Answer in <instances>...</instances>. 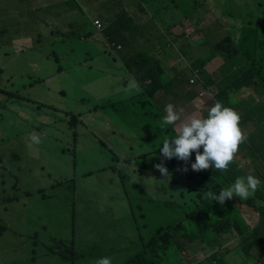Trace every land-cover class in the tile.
I'll return each mask as SVG.
<instances>
[{
  "label": "rangeland",
  "instance_id": "374dc122",
  "mask_svg": "<svg viewBox=\"0 0 264 264\" xmlns=\"http://www.w3.org/2000/svg\"><path fill=\"white\" fill-rule=\"evenodd\" d=\"M235 1L218 0L221 6L222 3L227 5L228 13L251 11L248 6L246 9L241 6L232 7ZM185 2L193 5V13L206 11V0ZM168 3L167 0L163 1V4ZM91 14L83 10L82 15H76L75 25L81 27L82 40L81 42L76 40L74 55H63L66 49L73 46L72 41L50 44L46 38L43 39L40 48L35 47L36 40H33L32 43L25 41L27 46L23 48L22 53L16 51L14 66L21 76L12 82L21 95L42 91L45 84L40 81L57 71L58 64L54 61L52 52L55 55L59 54V64L65 72L58 78L50 80L52 90L59 88L61 93L41 103L5 101L0 110V118L11 121L4 126L7 136L0 142L2 164L13 168L19 177L18 189H14L15 176L0 163V232L3 231L2 227H7L9 231L0 235V264H95V261L104 257H110L112 264H125L142 251L143 242L159 228L184 222L189 232H192L193 222L188 218L189 215L194 211L202 212L204 205L209 203L208 197L201 192L200 185L210 177L215 168L195 172L191 169V164L195 162L193 155L187 163L172 158L173 164L162 156L159 150L163 140L175 138L176 135L172 131L175 126L161 127L166 113L161 115L154 101L144 97L119 104L116 102L118 99L114 98L116 101L108 103L113 98L102 91L103 81L100 77L109 73L113 77L110 88L114 90L113 82H117L123 91L128 82L122 79L129 78L124 64L132 59V55L126 53V50L117 49H111L109 55H99L100 48L94 39L96 37L106 39L110 22L105 24L104 31H99L94 26V19L98 18L107 23L109 15L104 14L99 7H95ZM37 18L38 15L33 13L35 22L31 29L12 27L9 21H5L3 25L4 28L8 26L10 29H21L23 38L29 34L37 38L40 30L46 28L39 26ZM205 21L206 18L196 20L198 24L195 30L209 42L215 41L211 39L209 33L213 31L208 27L214 31L220 30L223 17L218 18L217 24L212 23L216 21L213 16ZM90 36L93 37L89 39ZM111 37L115 42L110 41V44L122 43L112 32ZM221 41L222 38L219 37L218 43ZM260 42L264 44V41ZM0 46L5 48L2 44ZM191 51V58L185 63L177 62L175 68L168 69L166 64L158 62L161 89L173 90L177 83L181 91L179 99L174 96L173 100L165 101L163 104L166 107L169 103L175 105L185 100L186 104L192 103L196 107L194 102H202L204 109L199 110L204 115L210 108L206 106H210L214 99L210 91H207L205 98L200 99L202 89L190 85L189 79L193 74L191 65L196 62L197 66L195 64L194 68L202 71L205 67H215L216 62L215 69L209 68L212 76L208 74V77L216 80L217 90L222 92V71L219 72L221 63L217 61L220 56L214 49H209L207 43L200 45L193 43ZM48 53L51 55L46 56ZM31 60L40 62L32 64ZM216 72L218 74H215ZM230 84L235 86L236 81L233 80ZM133 91L123 92L132 94ZM139 94L140 92H137V95ZM185 95L189 97L185 99ZM260 97L264 105V96ZM226 99L229 106L241 110L238 113L241 120H244L241 129L249 132L246 134L245 143L248 148L255 147L251 144L250 138L252 134L256 135L258 128L253 122L264 119V110L257 104V101L261 100L246 90L238 94L236 92L227 94ZM49 106L64 110L77 118L81 117L84 126L77 128L76 143L73 142V132L69 131L63 115L54 112ZM24 111L30 115L32 121L38 120L43 124L37 133L40 135L41 143L34 145V150H26L21 146L22 136L19 135L24 124L18 122L17 113ZM193 112L194 110L187 113ZM107 115L123 118L128 127L125 147L131 146L134 149L126 150L122 147L115 149L117 155L122 159L127 158L131 166L124 165L123 161L116 162L115 154L101 144L100 122L101 118L106 119ZM146 128L149 129V133ZM167 132H170L169 136L166 135ZM150 137L155 138L156 142L149 144L147 141ZM41 146L50 147L41 154ZM256 148L257 152L253 153V149L249 154L256 158H251L250 165L252 168L258 165L264 169V147ZM145 154L150 155L142 160L141 156ZM244 159L245 157L241 155L239 160ZM162 161L165 166H172L171 169L174 171L184 172L187 178L170 174L167 182H161L168 178L163 177L158 170L140 171V162L157 165ZM245 165L248 167V163ZM185 167L188 169L187 172L184 171ZM116 169L120 174L116 173ZM260 174L262 179L258 189L264 190V171ZM259 195H262V191ZM253 196L254 194L250 197ZM10 198L12 201L4 202V199ZM235 206L238 209L235 216L239 215V218L245 220L252 229L259 221L258 215L251 212L253 209L249 206L238 204ZM249 228L246 227V231L251 235L252 231ZM252 240V237L242 240V237L234 232L222 238L225 246L231 243L248 244ZM206 242L198 239L188 248L182 249L183 263L191 261L212 264L211 256L215 251L220 253L221 261V237L215 243ZM71 249L72 252H69ZM49 250H56L58 254L53 255ZM32 258L37 261L33 262ZM180 259L179 254H173L169 264H177ZM261 263L264 264V256L255 249L250 251L239 248L236 264Z\"/></svg>",
  "mask_w": 264,
  "mask_h": 264
},
{
  "label": "clouds",
  "instance_id": "9594fccd",
  "mask_svg": "<svg viewBox=\"0 0 264 264\" xmlns=\"http://www.w3.org/2000/svg\"><path fill=\"white\" fill-rule=\"evenodd\" d=\"M140 2V4L145 6V10L149 12V14L162 26L163 29H166L169 25V18L174 15L173 23H174V29H184V31H187V24L191 22V25L194 28V31H191V33H184L183 37L188 40V49L186 52L182 53L179 57L182 58V63L187 62L191 56V46L193 43L196 45L207 43V46L209 49H214V47L218 44V38H222V32L218 31L217 35L213 37L212 42H209L206 37L203 35H200L196 32L195 27L198 23H196V20H203L206 18V21L210 19L211 16H213L216 21L212 22L214 24H217L218 18L223 17L225 14H231L234 11H230L228 13L227 11V5L222 3V13L217 14L213 13V5H220L221 3L218 2V0H206V11H198L196 13H193L192 7L193 5L187 4L185 0H167L168 4H163L164 0H137ZM248 0H236L233 2L232 7L234 6H241L242 3L246 2ZM257 1V0H256ZM246 5V4H244ZM221 6V5H220ZM235 8V7H234ZM114 16V14H113ZM132 21L134 24L137 23V17L133 16L126 12V15H124L123 19L120 22V18L116 17L114 18V21L120 25L124 21ZM113 21V22H114ZM96 22L100 23V27L96 24ZM111 23V22H110ZM201 24V23H199ZM210 24V23H209ZM94 26L99 31L105 30V25L100 19L94 20ZM121 26V25H120ZM209 29L211 27H208ZM158 29H161L158 27ZM161 29V30H163ZM121 31V27L119 29ZM181 33V30H180ZM93 36H90L92 38ZM96 39V38H95ZM94 39V40H95ZM107 40H109L108 36L106 37ZM82 40V38H81ZM222 41L219 43L221 44ZM100 48V47H99ZM111 49H117L118 51L126 50V53L132 55V59H129L124 65L125 70H127L129 74V78L125 79L123 78L122 81L128 82L127 87L123 89V91L131 92L132 90L136 89L138 90V87L140 89L139 95H134L131 93H124L119 83L113 82L115 89L112 90L110 88L111 82H112V76L109 73H106L105 75H101V77H107L110 81L108 85V92H104L106 95L110 96L113 99L109 100V104L114 100V98H117L119 104H124L128 100H137L144 97H149L151 101H154L156 103L155 107L159 111V113H166V115L163 117V125H174L175 127L172 129L173 133L176 135L173 139H164L162 147L160 148V153L166 160H170V163L173 164L174 161L171 160L172 158H177L180 161H184L187 163L192 153L195 152L196 156L195 162L191 164V169L195 172H200L203 170H207L209 168L214 167L215 172L218 170L226 171L228 169V166L230 164H236V169H234L235 166H233V171L235 170L237 173L234 175V178L236 179L234 184H232L230 187L221 189L219 194L216 195L215 193L209 191L204 193V195L214 201H218L221 205H223L227 200L233 199L234 205H242V206H249L253 210L251 212L255 213V215L259 217V221L256 225H254V228L250 229L247 225L245 220H241L238 216L234 217L237 218V220L242 221L244 225L249 228L251 231L255 229L257 226L260 225L261 220L264 219V190L258 189V186L261 183V172L264 171L263 168L256 167L252 168L250 163L252 162L251 158H254L253 156L249 155L250 153H247L246 156H244V153L242 152V147L246 145L245 140L246 137V131L241 129V123H243L244 120H241V117L238 113H240V109L236 110L235 107L229 106L227 101V94H232L236 92V94L240 93L243 90L237 89V85H231L230 83L233 81L227 76H225L222 72V103L219 102V95L220 92L217 90V82L214 78L208 77L209 70L205 67L202 69V71H199L197 68H194L195 64L197 66V63H192L191 67L193 68V74L189 79L190 85L192 87H198L202 89V92L200 93V99L205 98L207 91L211 92V95L214 99L209 109H207V114L202 115L199 109H204L203 105H201L202 102H194L196 103V107L190 103L186 104L185 100L182 103H177L173 105V103H169L164 106L163 102L173 100L174 98L168 97L167 90L161 89L162 97L157 98L156 94L152 93V88L154 86H160L159 81H155L153 78L148 77V72L146 71L147 68L151 64V59L149 56V53L145 50L143 51L139 50V48H136L135 50H130L127 46H125L123 43L122 45H117L114 43L107 42L105 45L103 44L102 49L100 48L98 50L99 55H109L111 52ZM175 52L177 54H180V52L176 49ZM139 56V59L135 60ZM220 56L219 59H222V69L224 68L226 61L222 58V55L218 54ZM56 63L58 64V67H61L62 70L64 68L59 64L60 59L57 60ZM143 62H142V61ZM200 61L202 59L200 58ZM136 62L138 64H136ZM224 62V63H223ZM158 61L154 62V65L157 66ZM147 66L143 72H145L146 76L142 75V72H138L135 68L144 67ZM61 69L59 68V71ZM61 70V71H62ZM142 71V70H141ZM222 71V70H221ZM65 72V70L63 71ZM215 74H218L217 72ZM211 75V74H210ZM212 76V75H211ZM100 77V78H101ZM48 79L41 80L40 83L44 84L47 82ZM1 82H3V70L0 67V108L3 107V104L5 101L8 102H15L17 100H23L33 103H41L42 101H37L33 98L24 97L20 94V92L16 91H9L5 89ZM178 85V84H177ZM118 86V90H117ZM179 87V86H178ZM61 93V91L59 92ZM180 88H179V94L176 96L177 99L180 98ZM18 96L19 98H16L15 96ZM252 95H257L258 98L261 100V102L257 103H263L259 92L258 93H252ZM189 96L185 95V99ZM161 105L163 107H161ZM177 105H185L189 106L191 105V108H183V107H177ZM54 112L61 113L63 117L65 118V121L67 123V127L69 131L73 132V142L76 143L78 139L77 134V128L78 126H84V123L81 120V117L77 118L69 113H66V111L58 109L56 107L49 106ZM194 110L193 113L189 114L187 112ZM68 115H71L72 117H67ZM110 116L113 120V128L115 132L117 133V136L109 143V147H111V150L114 152L116 147H122L126 150H133L134 148L131 146L125 147V141H126V134L128 133V127L125 125L123 118H119L117 116L113 115H107ZM72 118H76V120H79V125L76 126V128H71L69 123L72 120ZM65 125V124H64ZM42 126V125H41ZM40 126V127H41ZM38 127V129L40 128ZM146 131L149 133V129L146 128ZM40 132V130H39ZM37 132V133H39ZM37 133H32L28 137V146L31 147L32 145H38L41 143L40 135ZM255 137H258L259 134V126L257 128V131L255 133ZM253 135V134H252ZM159 141V139H158ZM157 141V142H158ZM259 139L256 138L255 142L258 143ZM150 143L156 142V139L153 137H150L147 141ZM103 143H106L105 140H101V144L103 146ZM201 148H203V152L201 153ZM27 150V149H26ZM114 154V153H113ZM116 154V153H115ZM148 155L145 154L141 157L142 160H145ZM243 155L245 157L244 160L240 161V156ZM238 157L239 159H237ZM256 159V158H254ZM124 160H127L125 158ZM233 162V163H232ZM120 163V162H119ZM124 165H128V163L124 162ZM245 163H248V167L245 165ZM259 164V162H257ZM147 164L139 163L140 171L143 170H158L163 177L168 178L167 180H161V182H167L169 180V172L168 169L165 167L163 161L160 164L154 165V168L152 169H145V166ZM129 166V165H128ZM131 166V164H130ZM172 168V166H170ZM173 172H175L173 169H171ZM187 167L184 168V171L187 172ZM213 172L210 174V176L213 174ZM255 172V173H254ZM184 175H186L184 172H181ZM258 173V174H257ZM172 178V177H170ZM175 182V181H172ZM262 191V195H259V192ZM253 197H250L253 195ZM257 201V203H256ZM238 211V209H237ZM8 231V228L5 227V229L0 232V235L6 234ZM236 235L242 237V240L244 237L235 231H233ZM249 239V238H245ZM254 239V238H253ZM249 244V243H248ZM247 244H238V243H231L229 245L221 244V253L225 252L227 255V260L229 261V264H236V260L238 255L236 256L234 254L235 248H244L246 249ZM73 247V246H72ZM255 249L258 253L262 254L264 256V250L260 248L253 247L250 249L252 251ZM73 249L69 250V252H72ZM50 253L53 255H57L58 252L56 250H49ZM181 256V259L179 263L177 264H187L183 263V255L182 252L179 254ZM15 260V259H14ZM32 261H37L36 259L32 258ZM197 263V262H194ZM95 264H112V260L110 257H104L100 258L97 261H95ZM262 264V263H261Z\"/></svg>",
  "mask_w": 264,
  "mask_h": 264
},
{
  "label": "trees",
  "instance_id": "16d2710c",
  "mask_svg": "<svg viewBox=\"0 0 264 264\" xmlns=\"http://www.w3.org/2000/svg\"><path fill=\"white\" fill-rule=\"evenodd\" d=\"M83 4H87V7H84L83 4L77 6L82 13L83 10L90 15L91 11H94L95 0H82ZM134 0H103L102 5L107 7L106 13L103 12V8L99 7L104 14H108L107 23L103 22V24H108L113 20V13L116 17L120 18V22L123 19L124 15H126L127 7ZM246 4V5H244ZM246 6L251 8V11L245 13L243 11L233 12L229 15L225 14L223 16L222 24L220 25V30H209L213 31V33H209L211 39L215 37L218 31L222 32V43L217 44L214 47V51L217 54L222 55V58L226 61L222 72L225 76L230 78L231 80L236 81L237 89L246 90L250 93H260L264 94V44L260 42V40L264 41V0H248L242 3V8H247ZM238 14V16H236ZM98 19V18H95ZM94 19V20H95ZM120 25H118L115 21L108 24L107 39H100L102 44H106L107 42L113 41L111 37V32L115 35L117 39H119L122 43L123 40L119 36L120 34ZM111 30V31H110ZM115 42V41H113ZM119 42V41H118ZM122 43H117V45H121ZM88 53V52H87ZM136 64H138L136 62ZM248 89V90H247ZM16 98H19L17 95ZM262 106V110H264V105L261 103H257ZM244 115V113H243ZM67 117H72L67 114ZM247 121H250L247 119ZM11 121L6 118H0L1 128L5 129V125H8ZM79 120L76 118H72L69 125L71 128H76L79 125ZM259 126V134L258 137L251 136L252 139L251 144L255 147L248 148V145L242 147V152L244 156L247 153H250L253 149V153L258 151L256 147H264V119L261 121L253 122ZM167 136L170 135V132L166 133ZM258 138V143L255 142V139ZM157 137V141H158ZM103 147L109 150L111 153L115 154V161L121 162L124 161L128 164L130 162L128 160H124L117 155V149L114 152L109 147V144L103 143ZM201 153L203 152V148H201ZM193 156H196V153H192ZM0 163H3V154L0 152ZM233 163V162H232ZM5 168L10 172L13 176H15V180L13 181V188L18 189V181L19 177L14 172L13 168L8 167L5 164H2ZM234 169H236V164H230L226 171L219 172L216 170L213 174L204 180V183H201L200 190L201 192H213L216 195L219 194L221 189L230 187L234 184L233 181L236 179L234 175L237 173ZM168 169L169 174H173L179 178H187V175H184L180 171L173 172L170 166H165ZM154 165L147 164L145 169H152ZM116 173L120 174V171L116 169ZM4 183V181H2ZM199 197V196H198ZM17 198V196H16ZM209 203L205 204L203 207V211H194L189 215V219L193 222L192 232H189L187 226L184 222H179L173 226H169L167 228H159L147 241L142 244V251L137 255L132 257L125 264H169V260L173 254H180L182 249L188 248L191 243H195L198 239H201L209 242H217L218 238H222L225 235L231 234L235 231L238 234L246 235V226L242 221L237 220L234 217V214L237 213V207L234 205L235 196L233 199L227 200L223 205H221L218 201H214L208 198ZM12 201V199H4V202ZM5 227H2L4 230ZM254 231V230H253ZM254 238L249 244L246 245V250H250L253 247L259 245L257 248L264 250V222L257 226L256 231H254L251 235ZM256 248V247H255ZM234 254L237 256L239 254V248L234 249ZM227 255L225 252L221 253V261H220V253L215 251L211 256L212 264H229V261L226 259ZM187 264H206L203 262H187Z\"/></svg>",
  "mask_w": 264,
  "mask_h": 264
},
{
  "label": "crops",
  "instance_id": "0c3cea01",
  "mask_svg": "<svg viewBox=\"0 0 264 264\" xmlns=\"http://www.w3.org/2000/svg\"><path fill=\"white\" fill-rule=\"evenodd\" d=\"M103 0H95V6H99L103 8V12L106 13L107 7L102 5ZM83 4L82 0H0V44L4 45L5 48L0 46V67L3 70V77H5V82H1L2 86L9 91H16L15 84L12 82L15 78L20 77L21 73L18 72L17 67L14 66L16 63V51L22 53L23 48L27 46V43H32L33 40H36L35 47H42V41L44 38L47 39L50 44H64L66 41H72L73 46L66 49L63 53L64 56H71L75 54V42L78 39L81 42V27H76L75 20L76 15H82L79 7L77 6ZM84 7H87V4H83ZM213 13L221 14L222 6L213 5ZM33 13L38 15L37 22L39 26H45L44 30H40L39 36L36 38L34 35H27L26 37H22L21 29L16 30V28H8L3 23L5 21H9V25L12 27H26L33 28L34 19ZM127 13L137 17V23L134 24L132 21H124L121 25V31L119 36L123 40V44L127 46L130 50H135L139 48V50H146L149 53L151 64L147 68L148 77L153 78L155 81H159L160 72L157 71V66L154 65V62H163L166 64L168 69L175 68L174 66L177 62H182V58L179 56L186 52L188 49V40L183 37V34L191 31H194L191 22L187 24V31L184 29H174L173 18L172 15L169 18V25L166 29H163L162 26L145 10V6L141 5L139 1L134 0L130 6L127 7ZM114 14V13H113ZM115 14L113 16L114 21ZM96 20V19H95ZM51 25V26H50ZM160 27L161 29H158ZM181 30V33H180ZM100 39H104L102 37H96V44L102 49L103 44ZM35 49V48H34ZM178 50L180 54H177L175 50ZM51 53L46 54V56H50ZM54 57V61L56 62L59 59V54L55 55L52 52ZM135 60L139 59V56L134 58ZM142 61V60H141ZM221 64L219 66V72L222 70V59H218ZM32 64H39L40 61L31 60ZM143 62V61H142ZM215 63V67H208L211 69H215L217 67V63ZM147 66L137 67L135 68L138 72H142V75L146 76L143 70ZM61 70L62 68L59 67ZM52 74V76H47L48 79L46 83H44V89L42 91L32 92L30 94H22L24 97L33 98L37 101L45 102L50 97L55 96L61 90L56 88L54 91L52 90L50 80L58 78L64 70H60ZM142 70V71H141ZM100 80L103 81L102 91L108 92V85L110 83L107 77H101ZM26 89V88H25ZM24 89V90H25ZM32 89V88H31ZM138 90L134 89V95H137ZM219 95V102L222 103V92ZM152 93L157 95V98L162 97L161 87L154 86L152 88ZM168 97L173 98L179 94V87L176 83L173 90H167ZM14 103V102H11ZM161 107H163L161 105ZM177 107L183 108H191V105H177ZM2 108H0L1 110ZM20 111V110H19ZM17 119L19 123L24 124L22 129L20 130L21 138V146L27 150H34V145L31 147L28 146V137L32 133L39 132L38 127L43 125L40 121H32L30 115L26 114V112L17 113ZM65 125L63 124V127ZM100 131L102 134V139L105 140L107 144H109L114 138L117 136L113 128V120L110 116H106L101 118L100 122ZM107 132V135H105ZM7 136V132L1 128L0 124V142L4 140V137ZM50 146H41L40 153H44L45 150ZM254 220H256L254 218ZM264 222V219L261 220L260 225ZM254 228V227H253ZM257 227L253 229L256 231ZM252 231V233L254 232ZM242 235L244 238H251V235Z\"/></svg>",
  "mask_w": 264,
  "mask_h": 264
},
{
  "label": "built area",
  "instance_id": "2783aa9c",
  "mask_svg": "<svg viewBox=\"0 0 264 264\" xmlns=\"http://www.w3.org/2000/svg\"><path fill=\"white\" fill-rule=\"evenodd\" d=\"M96 24L98 25V27H100V23L96 22Z\"/></svg>",
  "mask_w": 264,
  "mask_h": 264
}]
</instances>
